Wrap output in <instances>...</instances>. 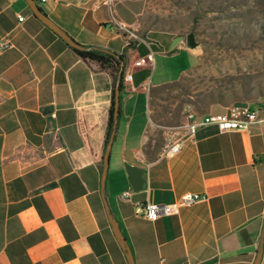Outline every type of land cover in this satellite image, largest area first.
<instances>
[{
    "label": "crops",
    "instance_id": "1",
    "mask_svg": "<svg viewBox=\"0 0 264 264\" xmlns=\"http://www.w3.org/2000/svg\"><path fill=\"white\" fill-rule=\"evenodd\" d=\"M115 1L119 20L145 43L117 34L105 0L38 5L77 43L123 55L132 75L106 195L135 263L254 264L262 248L264 264V113L249 130L208 126L189 136L185 119L172 132L178 124L161 92L194 71L201 53L184 37H142L139 8ZM1 41L11 48L0 52V264H128L102 197L114 76L83 60L26 0H0ZM174 45L184 67L156 80L153 65ZM179 137L180 150L167 154ZM127 163L147 169L146 190H132ZM187 194L207 200L156 221L135 215L136 202L172 204Z\"/></svg>",
    "mask_w": 264,
    "mask_h": 264
},
{
    "label": "rangeland",
    "instance_id": "2",
    "mask_svg": "<svg viewBox=\"0 0 264 264\" xmlns=\"http://www.w3.org/2000/svg\"><path fill=\"white\" fill-rule=\"evenodd\" d=\"M125 1L134 2L140 10L142 37L195 38L200 65L160 96L174 123L187 120L190 112L202 116L231 111L238 105L264 113V0ZM176 48L158 57V65L152 67L153 74L157 69L156 80L177 76L184 67ZM179 124L172 132L182 131ZM112 176L109 169L108 180Z\"/></svg>",
    "mask_w": 264,
    "mask_h": 264
},
{
    "label": "built area",
    "instance_id": "3",
    "mask_svg": "<svg viewBox=\"0 0 264 264\" xmlns=\"http://www.w3.org/2000/svg\"><path fill=\"white\" fill-rule=\"evenodd\" d=\"M37 3L42 4L50 1H62V0H36ZM88 1V0H87ZM105 4L109 8L110 12V24L116 28L117 34L129 36L131 39L139 40L141 43H145L144 39H141L136 35L133 28L122 23L116 14V1L105 0ZM20 21L24 20V17H19ZM11 48V44L8 41L0 42V52L6 51ZM142 64H146V59H141ZM132 75L127 74L125 76V82H130ZM260 110H256L251 106L238 105L231 109V111H223L220 113H210L203 116H198L193 112H190L187 116V123L184 126L185 133L189 136L195 135L198 129L208 126H216L220 132L226 133L231 131L249 130L253 126L261 123ZM179 137L177 140L169 141L166 147V153H177L181 148V140ZM172 140V139H170ZM132 191H126L123 193L125 199H130ZM207 200V196L199 194H187L184 195L176 203H149V202H136L135 203V215L144 218L149 221H156L163 217L174 216L178 213L181 207L192 206L200 201Z\"/></svg>",
    "mask_w": 264,
    "mask_h": 264
},
{
    "label": "water",
    "instance_id": "4",
    "mask_svg": "<svg viewBox=\"0 0 264 264\" xmlns=\"http://www.w3.org/2000/svg\"><path fill=\"white\" fill-rule=\"evenodd\" d=\"M26 2L30 6L35 17L40 19L50 29H52L54 32H56L71 47L78 48V45L76 44V42L67 33H65L62 29H60L54 22H52L49 19V17L39 7V5L37 4V2L35 0H26ZM187 44H188V47L191 49H194L197 47V43H196L193 35H190L188 37ZM119 83H120V81L118 82V84ZM120 95H121L120 89H119V87H117L116 94H115V100H116L115 116L116 117L119 116V112H120ZM113 142H114V137H112L110 139L109 144L107 146L106 154L104 156V166H103V174H102V197H103V201H104V204L106 207L107 214H108L109 219H110V223H111L113 232H114L119 244L121 245V247L125 253L128 264H136L132 249H131L127 239L125 238V236L123 235V233L121 231L119 222L117 221L114 213L112 212V209L110 207V204L108 202L107 195H106V182H107L108 174H109L110 157H111V150H112ZM125 168H126L128 178L130 180L132 190L134 192H141V191L146 190L147 189V169L142 168V167H138L135 165H131L128 163L125 164ZM55 186H56V183L48 185V186L40 189L39 191H37V193L49 190L51 188H54ZM262 256H263V249L261 248L257 254V257L255 259L254 264H261Z\"/></svg>",
    "mask_w": 264,
    "mask_h": 264
},
{
    "label": "trees",
    "instance_id": "5",
    "mask_svg": "<svg viewBox=\"0 0 264 264\" xmlns=\"http://www.w3.org/2000/svg\"><path fill=\"white\" fill-rule=\"evenodd\" d=\"M36 1V0H35ZM37 2V1H36ZM38 4V3H37ZM76 42V41H75ZM78 48L72 47L73 50L85 61L96 62L104 70H109L114 76V90L112 97V107L107 123V145L116 132V127L119 122V116H115V94L116 89L119 87L120 92L125 88V75H126V60L123 55H117L108 50L92 47V46H83L76 42ZM69 45V44H68ZM120 83L118 84V82Z\"/></svg>",
    "mask_w": 264,
    "mask_h": 264
}]
</instances>
